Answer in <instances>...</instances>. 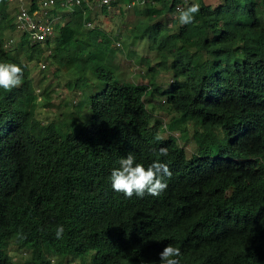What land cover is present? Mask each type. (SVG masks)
Listing matches in <instances>:
<instances>
[{"label":"trees","instance_id":"trees-1","mask_svg":"<svg viewBox=\"0 0 264 264\" xmlns=\"http://www.w3.org/2000/svg\"><path fill=\"white\" fill-rule=\"evenodd\" d=\"M62 1L52 41L22 35L7 50L15 10L0 0V63L24 69L19 87L0 89V264H64L91 253V264H161L169 244L180 264H264V0H192L185 9L200 5L194 22L170 18L172 28L163 20L179 0H151L124 33L155 53L153 66L144 59V85L118 83L115 39L100 25L87 29L93 13L84 17L83 5L64 13ZM48 49L52 76L81 98L68 103L69 117L59 112L45 124L36 93L45 77L35 85L28 65ZM156 69L172 74L165 89ZM39 89L52 107L49 86ZM147 98L162 99L159 109L174 114L168 123ZM188 125L197 147L190 156L160 136ZM129 153L145 167L168 164L165 192L127 198L112 189L111 171ZM12 245L30 257L12 261Z\"/></svg>","mask_w":264,"mask_h":264},{"label":"rangeland","instance_id":"rangeland-1","mask_svg":"<svg viewBox=\"0 0 264 264\" xmlns=\"http://www.w3.org/2000/svg\"><path fill=\"white\" fill-rule=\"evenodd\" d=\"M205 2L209 6L215 7L220 2H223V0H205ZM15 5L16 4L11 1L9 9L12 11L13 9H15ZM136 11H140L141 13L144 12L145 5L138 6L137 9L133 10L127 9V11H124L121 6H117L115 8L108 9L107 13L105 14L102 13L101 10H98L93 14L91 28L87 27V29H92L94 26L100 25L101 28L107 34H109L110 38L115 39L112 48L116 49L115 64L118 65L120 70L119 72L122 74V77H117V81L120 85L146 84L151 75L149 74L147 78L144 77L147 70V65H145L144 59H147L148 64L151 66H153L156 62L155 53L148 49L147 40L134 41L126 39L124 37V33L127 30L132 29L134 24L139 20V17L135 14ZM170 18L171 17H169L167 20H163V22H165V25H167V27L172 28L173 24L169 20ZM175 18L172 17L171 20ZM177 18L179 19V15L177 16ZM6 34L7 35L5 36V41L9 38H12L15 42H17L19 39V35L17 33L7 32ZM117 43H119L121 46H117ZM53 69V66H50L49 63L46 70H41L40 67L34 63L28 65L30 76L33 78L35 85L38 83V81L45 77V80L39 86V88H41V92L43 91L44 87L49 86L48 92L50 91V103L52 107H44L46 102H44L42 98L40 102V105L42 106H40L37 111V118L41 121V123L45 124L51 122V120H56V116L59 112H62L66 117H69L70 113L72 112V108L68 105V103L80 100L81 98L80 94L77 95L75 92L71 91L72 89L68 90L67 87L64 86L66 78L64 79L60 76L58 79L52 76V72L54 71ZM151 74L157 76V82L163 85V89H165L167 85H169L172 79L171 73H164L159 71L158 69H156L155 71H151ZM97 83L98 85H101L99 84V82ZM161 100L158 98L155 100L147 98L146 105L148 108L152 106L155 107L153 112L155 119H158L164 123H168L174 114L170 111H162L159 109V101ZM186 129L187 131L183 135H180V133L178 132H174L171 134L164 133L160 136L163 139H166L168 136L175 137L177 139L178 145L185 149L187 155L190 156V154H195L197 152V147L194 140L192 139L191 125H188ZM7 252L14 262L23 261L30 257L28 252H20L16 247H14V245L10 246L7 249ZM91 257L92 253L84 259L79 257H69L67 262H65L64 264H91ZM52 264L55 263L53 262Z\"/></svg>","mask_w":264,"mask_h":264},{"label":"clouds","instance_id":"clouds-1","mask_svg":"<svg viewBox=\"0 0 264 264\" xmlns=\"http://www.w3.org/2000/svg\"><path fill=\"white\" fill-rule=\"evenodd\" d=\"M11 1L13 2V0H10V2ZM117 1L118 0H116L115 2ZM191 1L189 2V4L191 3ZM150 4H152V2L148 3L147 5H150ZM147 5H145V7ZM113 7L114 6H112L110 9H112ZM55 8H56V5H55ZM103 8H96L94 11H91V12L94 14L95 11L101 10ZM15 9H16V5H15ZM106 9L108 10V8ZM83 11H84V17H85V11H88V9H85ZM199 12H200V5L198 3H195L189 6L187 9L182 10L178 14H175V9H174V12L170 17L177 18V16L179 15V21L181 24L190 25L194 22L196 18L195 14ZM14 15H15V11H14ZM62 18L63 16L58 21V23L55 25H62L63 23L61 22ZM88 24L90 23H87L86 27H88ZM89 28H91V25ZM54 31H55V27H54ZM13 33H16V32L14 31ZM17 34L19 35V37L22 36L20 33H17ZM15 43L16 42H14L13 45H15ZM117 46H121V45L117 43ZM4 47H5V43H4ZM11 48L5 47V49L7 50ZM116 48H119V47H116ZM34 64H37V60L34 61ZM47 65H48V62H47ZM23 80H24V69L22 66L16 63H9V62L0 63V89L11 90L13 88L19 87ZM37 90L40 91V89L38 88L36 89V93H37ZM37 95L39 97V102H40L41 101L40 92L37 93ZM158 152L161 157H167L169 154L167 147L159 148ZM171 176H172V172L167 163H164L161 160L157 159V160H154L150 165L145 167L144 164L138 163L136 161V158L133 154L129 153L126 157H122L120 159L119 167L114 168L111 171L110 183H111L112 189L115 192L122 193L127 198H132L134 195L138 198H143L146 194L153 196V197H158L163 192H165V190L168 188L167 180L170 179ZM64 232H65V229L63 225L57 226L55 230L56 238L61 239L64 235ZM180 256H181L180 249L169 244L160 253V262L161 264H180V261H179Z\"/></svg>","mask_w":264,"mask_h":264},{"label":"built area","instance_id":"built-area-1","mask_svg":"<svg viewBox=\"0 0 264 264\" xmlns=\"http://www.w3.org/2000/svg\"><path fill=\"white\" fill-rule=\"evenodd\" d=\"M115 1L116 0H63L61 5L64 8V13H69L72 12L75 7L83 6L90 11L103 7L110 9L112 7L111 4ZM190 1L191 0H179L175 6V14L184 10ZM13 2L16 3L14 31L21 35H27L28 40L32 44L40 43L44 46L47 41H52L55 24H57L62 17L61 14L54 15L51 12L55 8V0H13ZM150 2L151 0H124L123 8L131 10L141 5H147ZM88 27H90V24H88ZM14 42L12 38L7 39L5 47L11 48ZM49 54L50 50L48 49L37 60V65L41 70L46 69L47 62L45 59ZM39 92L40 91L37 90V93Z\"/></svg>","mask_w":264,"mask_h":264},{"label":"crops","instance_id":"crops-1","mask_svg":"<svg viewBox=\"0 0 264 264\" xmlns=\"http://www.w3.org/2000/svg\"><path fill=\"white\" fill-rule=\"evenodd\" d=\"M125 3H126V2H125ZM117 6H121L122 9H123L124 11H127V9L123 8V7H124V1H122V0H118V1H117V5L114 6L113 8H115V7H117ZM91 16H92V18H93V15H91Z\"/></svg>","mask_w":264,"mask_h":264}]
</instances>
